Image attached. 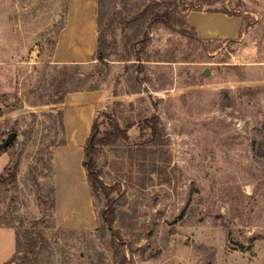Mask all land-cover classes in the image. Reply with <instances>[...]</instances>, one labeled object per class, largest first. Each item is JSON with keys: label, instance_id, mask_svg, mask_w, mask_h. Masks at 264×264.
I'll return each mask as SVG.
<instances>
[{"label": "rangeland", "instance_id": "1", "mask_svg": "<svg viewBox=\"0 0 264 264\" xmlns=\"http://www.w3.org/2000/svg\"><path fill=\"white\" fill-rule=\"evenodd\" d=\"M102 1L116 52L83 66L81 87L105 91L103 111L130 125V139L96 157L109 194L95 201L99 227L70 233L51 229L40 199L51 198L54 144L64 137L51 56L66 0H0V144L17 133L0 149V227L44 221L45 264H264V0L213 3L245 17L233 42L153 26L144 73L136 42L147 25L122 32L118 23L174 0ZM111 208L109 225L102 213Z\"/></svg>", "mask_w": 264, "mask_h": 264}, {"label": "crops", "instance_id": "2", "mask_svg": "<svg viewBox=\"0 0 264 264\" xmlns=\"http://www.w3.org/2000/svg\"><path fill=\"white\" fill-rule=\"evenodd\" d=\"M98 0H66L65 16L54 45L55 65L97 63ZM199 40L236 41L243 35L244 18L224 12L192 10L186 16ZM101 88L66 94L61 105L65 143L54 150V219L59 229L95 230L99 217L84 166L85 145L105 107ZM16 253V231L0 227V264Z\"/></svg>", "mask_w": 264, "mask_h": 264}, {"label": "trees", "instance_id": "3", "mask_svg": "<svg viewBox=\"0 0 264 264\" xmlns=\"http://www.w3.org/2000/svg\"><path fill=\"white\" fill-rule=\"evenodd\" d=\"M219 0H180V1H170V2H160L156 1L152 4L147 5L142 9V11L138 12L132 19L126 20L124 23L120 21L118 24L120 26L117 29H121L124 32L127 28L139 25H147L143 31L142 39L138 40L136 43L141 46L139 53L136 55L137 61L140 62L139 65V73L145 72V64L142 63L144 60L142 58V54L146 50V47L149 43L150 31L153 26L157 24H163L168 29L179 31L181 34L191 36L195 39H198V35L193 27H191L186 19L187 14L192 10H203L212 11V12H224L229 15H238L245 18L241 12L235 11L227 6H222L219 8H213L212 5L214 2H218ZM103 1L98 0V45H97V54L96 59L98 62L108 63L110 57L115 55L114 51L117 45V36L115 33V27H107L105 26L107 12H105V8L103 6ZM230 2V1H229ZM178 14H182L183 16L178 17ZM62 26V25H61ZM61 28V27H60ZM59 28V29H60ZM114 36V40L112 42L106 43V37L108 34ZM201 41V40H199ZM205 42L206 41H202ZM225 42H233L225 41ZM130 56L122 55L119 57L117 61H129ZM83 66L86 65H55V70L57 71L58 77L60 80L56 81V88L61 93V96L58 98L57 104H61L64 101L66 94L71 92H79L85 90H94L99 87L93 86L90 88H82L85 80L84 74L82 72ZM69 85H77L72 88H67ZM60 122L62 126V132L64 134L65 129L63 125L62 111L59 112ZM104 117L108 120L111 129L110 130H102V124L104 122H100V118ZM130 125L126 128H123L120 124L119 120L116 117H112L107 111H102L99 113L93 128L90 137L88 138L85 145V160L84 166L87 170L89 185L91 188V193L94 198V201L101 198V194L105 198H109V194L107 193V186L104 183L103 179V171L98 168L96 157L98 153L105 147L111 146L119 142L120 140L128 141V129ZM154 131L156 132V127H154ZM26 140L28 137L26 136ZM26 141L24 142V144ZM65 143V137H63L59 142L54 144V150L59 145ZM54 158V154L52 156V160ZM44 173V172H42ZM41 173V174H42ZM51 177H52V185L50 187V200L48 201L44 195L40 196L41 202L49 203L50 208L53 213V222L51 225V229H54L58 232H64L63 229H58L55 225L54 220V208H55V198H54V165L51 168ZM13 182H16V173L13 174ZM96 206V204H95ZM102 217L106 223L112 225L115 222V210L113 208L105 210L102 213ZM44 221L42 220H34L32 222L31 228H27L25 230H21L20 228H16L13 226H8L16 231V253L15 255L5 264H45L42 255V250L46 244H48V232L42 227ZM66 232L75 233L73 230H69ZM55 242L58 241V237L53 236ZM120 264H129V261L126 256L122 258Z\"/></svg>", "mask_w": 264, "mask_h": 264}, {"label": "water", "instance_id": "4", "mask_svg": "<svg viewBox=\"0 0 264 264\" xmlns=\"http://www.w3.org/2000/svg\"><path fill=\"white\" fill-rule=\"evenodd\" d=\"M205 75H209L208 70H206ZM16 138H17L16 132L9 134L8 138L2 144H0V149H4L10 146ZM21 139H23V137H21Z\"/></svg>", "mask_w": 264, "mask_h": 264}]
</instances>
